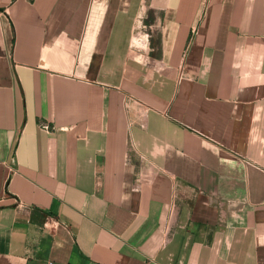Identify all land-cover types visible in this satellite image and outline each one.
Returning a JSON list of instances; mask_svg holds the SVG:
<instances>
[{
	"label": "crops",
	"instance_id": "obj_1",
	"mask_svg": "<svg viewBox=\"0 0 264 264\" xmlns=\"http://www.w3.org/2000/svg\"><path fill=\"white\" fill-rule=\"evenodd\" d=\"M0 264H264V0H0Z\"/></svg>",
	"mask_w": 264,
	"mask_h": 264
},
{
	"label": "built area",
	"instance_id": "obj_2",
	"mask_svg": "<svg viewBox=\"0 0 264 264\" xmlns=\"http://www.w3.org/2000/svg\"><path fill=\"white\" fill-rule=\"evenodd\" d=\"M41 127L46 130H52V126L48 122H42Z\"/></svg>",
	"mask_w": 264,
	"mask_h": 264
}]
</instances>
